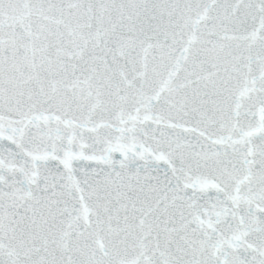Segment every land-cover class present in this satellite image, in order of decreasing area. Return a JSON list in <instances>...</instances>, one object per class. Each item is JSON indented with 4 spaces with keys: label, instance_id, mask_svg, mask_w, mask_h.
<instances>
[{
    "label": "snow or ice",
    "instance_id": "6c2138e0",
    "mask_svg": "<svg viewBox=\"0 0 264 264\" xmlns=\"http://www.w3.org/2000/svg\"><path fill=\"white\" fill-rule=\"evenodd\" d=\"M0 264H264V0H0Z\"/></svg>",
    "mask_w": 264,
    "mask_h": 264
}]
</instances>
